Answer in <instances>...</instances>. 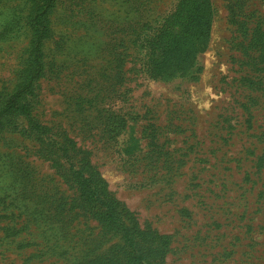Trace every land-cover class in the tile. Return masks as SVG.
<instances>
[{
	"label": "rangeland",
	"instance_id": "obj_1",
	"mask_svg": "<svg viewBox=\"0 0 264 264\" xmlns=\"http://www.w3.org/2000/svg\"><path fill=\"white\" fill-rule=\"evenodd\" d=\"M41 72L0 126V264H264V0H210L192 73L153 78L180 0H52ZM39 0H0V110L32 70ZM82 172L84 184L75 176Z\"/></svg>",
	"mask_w": 264,
	"mask_h": 264
},
{
	"label": "trees",
	"instance_id": "obj_2",
	"mask_svg": "<svg viewBox=\"0 0 264 264\" xmlns=\"http://www.w3.org/2000/svg\"><path fill=\"white\" fill-rule=\"evenodd\" d=\"M53 8L52 0H39V7L32 19L35 38L32 44V70L25 84L11 95L0 110V126L5 116L22 114L28 116V109L20 101L30 91L41 72V45L46 37L45 18ZM212 6L210 0H180L175 12L164 22L149 44L148 73L153 78L172 80L192 73L196 57L204 51L211 30ZM25 94V95H24ZM75 176L84 184L82 172ZM96 201L103 210V218L117 233L121 234L123 247L129 258L137 264H151L143 254L141 243L135 231L128 227L120 214L105 200L104 186L95 183Z\"/></svg>",
	"mask_w": 264,
	"mask_h": 264
}]
</instances>
